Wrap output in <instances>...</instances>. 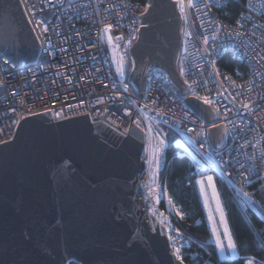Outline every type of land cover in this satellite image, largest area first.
<instances>
[{"label": "water", "instance_id": "1", "mask_svg": "<svg viewBox=\"0 0 264 264\" xmlns=\"http://www.w3.org/2000/svg\"><path fill=\"white\" fill-rule=\"evenodd\" d=\"M147 3L127 49V82L142 97L147 73L161 71L185 96L177 0ZM39 46L21 0H0L3 56L33 62ZM184 102L197 116L210 107L192 96ZM144 141L133 114L128 121L110 109L90 118L53 121L49 109L22 117L0 142V264H181L141 201Z\"/></svg>", "mask_w": 264, "mask_h": 264}, {"label": "built area", "instance_id": "2", "mask_svg": "<svg viewBox=\"0 0 264 264\" xmlns=\"http://www.w3.org/2000/svg\"><path fill=\"white\" fill-rule=\"evenodd\" d=\"M196 2L200 3V0H196ZM183 3L188 15L186 20L183 18L182 43L177 66L179 72L181 66L190 67L191 71L187 72L182 79L206 80V87L201 84L197 91L200 95H207L214 101H219L222 112L225 105L229 108L233 107L228 93L235 95L237 92H242L243 95L237 97V101L250 99L255 102V115H248L244 111H241L240 116H237L235 111L231 113V119L237 126L243 119L244 127L249 130L244 132L233 130L220 150L225 157L235 158L226 166L227 174L222 173L214 165L210 168L208 163L202 159L209 155L219 159L214 155L215 152L212 149H201L200 156H196L193 148L198 145H189L187 134L180 135L177 131V129L186 127L198 128L203 122L201 120H197L195 124L191 122L196 119L197 115L184 102L186 96H192L191 93L187 92L185 96H181L166 74L161 71L147 73L146 89L142 97H138L127 82L124 61L129 45L136 38L138 32L136 29L142 25L140 16L147 7V0H60V2L53 0L55 6L52 8L45 6L46 13L41 15L46 14L49 22L54 21L55 25L59 26L56 29L57 32L72 37L66 44L61 45L62 36H57L51 31L48 33L53 40V45L46 44L45 47L53 48L55 55H49L41 48V42L45 37L39 29L34 31L35 24L30 23L32 17L27 14L25 5L22 3L36 37L39 36L37 40L40 46L36 60L23 64L9 62L8 65H5L3 61L6 58L0 52V80L5 82L4 87H0V142L13 137L22 117L47 109L51 111L53 121L85 112H88L90 118L101 115L103 110L108 109L128 121L133 114V122L139 123L140 128L145 132L142 159L145 161L146 167L138 180L141 186V201L148 214H151L155 219H161L160 212L164 209L174 215L167 191L159 180V171L164 162L167 140L163 149L158 153L161 161L158 171L154 164L148 162L152 159L154 149L159 147L160 137H156L155 133L163 129L167 136L170 132L176 135L173 141L174 146L186 153L192 159L194 166L199 162V171L211 169L218 174L233 191L242 210L246 213L252 212L260 218L259 230L264 240V214H262L264 210L260 205V200L264 198V187H262L264 185V161L260 159L246 160V156H251L254 151L259 156L258 149L264 147V140L260 141L257 148L254 149L249 145L242 152L230 147L243 143L242 136H246L252 141V144H255L260 137H264V119H258V117H264V111H262L264 101L259 99L260 96H264V81L256 76L251 85V93L247 91V82L253 79L254 71L253 66L247 60L248 51L256 46L264 48V43L260 42V34L264 33V27H261L264 26V9L257 6L258 0H253L252 6L248 5L247 0H220L219 6L217 0H209L210 6L207 8L203 3H200V11L195 8L187 9L188 0H183ZM204 12H207L206 16L203 15ZM241 13L249 18L246 22L247 31L250 34L254 33V35L245 37L246 41H252L251 45L248 48L238 47V42L226 38L222 31L221 39L215 44H224V48L221 50L218 47H209L208 52L205 53L203 51L205 46L200 36L204 29L200 27L201 20H198L197 17H201L205 26L209 28L207 34L210 35L213 21L235 28V22L240 18ZM102 20L116 26L108 34L113 37L112 45L107 43V35L100 38V29L105 26L101 24ZM76 32L81 35L76 36ZM188 32H191L193 36L185 44ZM116 37H123V39L117 41ZM209 44H213L211 39ZM61 47H65L69 51L61 52ZM214 53H219V55H214ZM225 54L232 56L242 67L234 66L229 69L222 64L220 67L218 61ZM183 57H187V59H182ZM212 59L217 60L216 67L223 75L231 76L237 87H233L231 81L224 80L223 75L215 82L211 79L209 74L213 72V68L208 62ZM118 67L123 68L125 73L123 77L119 75ZM255 70L260 71L258 68ZM198 73L200 75H197ZM125 83L129 85L127 91L123 87ZM239 85H245V87L241 88ZM217 92L223 93V95H217ZM236 107H239L238 103ZM186 112L194 115H186ZM217 123H221V121L218 120ZM149 125L155 130L150 135L147 133ZM228 128L232 129L233 125L228 124ZM237 160L245 164V168L253 164L256 167L257 171L249 175V181L242 179L241 172L243 170L236 165ZM208 175L213 176L210 173L204 177L206 178ZM199 179L201 176H197L196 181ZM197 185L199 189V184ZM241 188L252 194L254 204L244 205L241 203V200L244 199L240 192ZM200 195L202 198L201 192ZM161 204L164 208H161ZM203 204L212 235V222L208 219L211 208H207L204 201ZM211 210L214 216L215 213L213 209ZM216 216H218L217 213ZM160 224L174 238L171 241L173 250L175 247L182 249L185 245V237L178 236L177 232L169 229L161 220ZM217 228L223 237V227L217 223ZM212 243L215 246L213 236ZM216 252L218 259L221 260L218 249ZM239 257L242 258V264H246L248 258H253L255 264H264V259L254 255L240 256L236 253V256L231 259ZM205 264L215 263L207 261Z\"/></svg>", "mask_w": 264, "mask_h": 264}, {"label": "snow or ice", "instance_id": "3", "mask_svg": "<svg viewBox=\"0 0 264 264\" xmlns=\"http://www.w3.org/2000/svg\"><path fill=\"white\" fill-rule=\"evenodd\" d=\"M22 3L25 5L26 12L29 16L32 17L30 20V23L35 24V29H39L41 34L45 37V39L41 42V48L44 52H46L49 55H55V52L53 48L45 47V45H53V40L51 36L48 35V33L51 31L57 36H62L63 38L60 40V44H66L68 40H70L72 37L70 35H64L62 32H57L56 29L57 25H55V22H49L47 19V15H41L42 13H46V7L52 8L55 5L53 4V0H21ZM60 2V0H58ZM177 3L179 5L180 13L182 18L185 20L187 19L188 12L186 11V7L183 3V0H177ZM200 3H203L204 6L207 8L209 7V0H200ZM200 3L196 2V0H188L187 3V9L195 8L197 11H200ZM247 3L249 6H252L253 0H247ZM218 6L220 5V0H217ZM257 6L264 9V0H258ZM149 11V8L146 7L144 10V13H141V15H144ZM203 15H207V12H204ZM198 20H201L200 27L204 29V32L200 34L202 38V43L205 46L203 48V51L205 53L208 52L209 47H218L221 50L224 48V44L216 45L215 42L221 39V32L223 31L226 38L233 42H238V47H245L248 48L249 45H251V40H245V37L249 35H254V33L250 34L247 31L246 22L249 19L247 16H244L243 13H241V16L239 19L236 20L235 24L236 27H228L225 26L223 23H216L212 22V30L210 35L209 28L205 26L203 20L201 17H197ZM101 24H104L100 29V38L102 39L104 36L107 35V43L109 45L113 44V37L111 35H108L115 25L107 24L106 21H101ZM264 27V26H261ZM136 31H139V29H136ZM76 36H80L81 34L79 32L75 33ZM193 34L191 32L186 33V40L185 44H187L188 40L192 38ZM39 39V36L37 37ZM117 41L120 39H123V37H116ZM213 42L212 45L209 44V40ZM92 43V41H89ZM260 42L264 43V33L260 34ZM95 46V45H93ZM118 46V45H117ZM82 48V46H79ZM186 50V49H185ZM61 52L67 53L69 49L65 47L60 48ZM214 55H219V53H214ZM182 59H187V57H183ZM247 60L248 63L253 66L254 71L252 73L253 79L249 80L247 82L248 87L247 91L251 93L252 88L251 85L254 83L255 77L259 76L260 80L264 81V48H261L259 46L252 47L250 51H248L247 54ZM5 65H8L9 60L3 61ZM209 65L212 66L213 72L210 73L211 79L215 82L217 78L221 77L223 74L219 71V69L216 67L217 60L212 59L209 62ZM132 68H135V63L132 62ZM202 67V66H201ZM258 68L260 71H256L255 69ZM117 71L121 77L125 75L124 70L122 67H118ZM191 68L186 66L180 67V76L185 77L187 72H190ZM197 75H200L199 73ZM224 80H228L232 82L233 87H237L234 81H232L231 76L223 75ZM5 82L0 80V87H4ZM183 84L186 86V91L188 93H191L192 97H194L197 101L202 102L203 105L210 106L209 109L202 114L201 116H197L196 119L192 120V123H196L197 120L203 121L200 123L198 128L193 127H186L183 129H177L180 135L187 134V143L189 145H198V147L193 148V152L196 156H200V150L201 149H214L215 156H218L219 159H215L212 155H209L207 157H203L207 163L208 166L211 168L213 165L216 168H219L222 173H226V166L229 164L230 161L234 160L235 158L232 156H227L223 154L222 151H220L224 147V140L227 139L231 132L233 130H236L237 132H244L249 129H246L244 127V120L241 119V124L237 126L235 122L231 119V113L235 111L237 116H240L241 111H244L248 115H255L256 114V108L254 107L255 102L252 100H240L237 101V97L242 96V92H237L235 95H232L231 93H228V96L231 98L233 102V107L229 108L227 105L224 106L223 112L221 111L219 101H214L207 95H200L197 91V88L203 84L206 87L207 81H200L195 78L191 79V81L188 78H185L183 80ZM124 90L127 91L129 85L124 84L123 85ZM239 87L244 88L245 85H239ZM217 95H223V93L217 92ZM181 95H184V93H181ZM259 99L261 101H264V96H260ZM239 104V107L237 108L236 105ZM264 111V109H262ZM186 115H194L191 113H185ZM258 119H264V117H258ZM221 121V123H217V121ZM167 123V121H165ZM228 124H232L233 128H228ZM137 128H140V124H136ZM213 129H216V133H213ZM155 130L151 127V125L147 128V133L150 135ZM156 137H160L159 139V147L155 148L153 151L152 159L148 162L150 164L155 165V169L158 171L160 167V157L158 153L163 149L166 140H167V134L163 132V129H160V131L155 133ZM235 139V137H233ZM241 140L243 143L237 144L234 147V150H237L238 152H242L245 147L251 145L254 149L257 148V145L260 144L261 140H264V137H260L256 140L255 144H252V141H250L246 136H242ZM259 156H257V152L254 151L251 156H246L247 161H255L256 159H260L261 161H264V147H261L258 149ZM147 159V158H146ZM236 165L240 167L243 171L241 172L242 179L244 181H249V175L252 173H255L257 171L256 167L253 165L248 166L245 168V164L240 163V161H236ZM197 171L199 172V162L195 165ZM197 184L200 185V191L202 194L205 195V206H208V196L205 192L206 185L208 187H211L212 189V199L216 203L215 211L219 214L220 220L219 224L223 227V237L221 236V233L218 231L217 223L213 217L212 210L209 209V216L208 219L212 222V236L215 240V247L219 251V257L221 260H227L231 259L236 256L237 253V244L233 238V234L229 229L227 220L225 219V213L223 206L221 204L219 194L216 190V186L214 183L213 176L208 175L206 178L201 174V179L196 181ZM264 187V185H262ZM240 192L242 193V197L244 198L241 200V203L244 205L254 204L255 202L252 199V194L244 191L243 188L240 189ZM169 203H171V200H169ZM264 214V213H262ZM176 215L179 216L181 219H183V214L177 210ZM177 235H180L179 229L176 230ZM170 241H172L174 238L170 235L168 237ZM174 254L177 260L183 264V258L181 256V248L175 247ZM246 264H255V261L253 258H248L246 261Z\"/></svg>", "mask_w": 264, "mask_h": 264}, {"label": "trees", "instance_id": "4", "mask_svg": "<svg viewBox=\"0 0 264 264\" xmlns=\"http://www.w3.org/2000/svg\"><path fill=\"white\" fill-rule=\"evenodd\" d=\"M225 67H242L230 55H223L218 61ZM129 68V66H128ZM128 71V69H126ZM176 135L170 132L167 136V145L164 152V162L159 171V180L167 191L174 215L166 214L165 225L185 237L182 247V258L185 264H242V258L219 260L216 248L212 243L207 213L204 207L198 185L197 176L212 174L216 190L223 206L226 220L233 238L237 244V253L240 256L254 255L264 259V240L259 230L260 218L252 212L246 213L240 207L233 191L227 183L211 169L196 171L192 159L173 144ZM264 210V198L260 200ZM161 208L163 204H161ZM164 210V209H163ZM179 210L183 219L176 215Z\"/></svg>", "mask_w": 264, "mask_h": 264}, {"label": "bare ground", "instance_id": "5", "mask_svg": "<svg viewBox=\"0 0 264 264\" xmlns=\"http://www.w3.org/2000/svg\"><path fill=\"white\" fill-rule=\"evenodd\" d=\"M199 189H200V185H199ZM200 192H201V191H200ZM205 192H206V194H207V196H208V206H207V207H208V208H211V209H213V210L215 211L216 203H215V201L212 199V189H211V187H208V186L206 185V187H205ZM202 195H203V197H204V199H205V195H204V194H202ZM217 214H218V213H217ZM213 217H214L216 223H218V221L220 220L219 214H218V216L214 215Z\"/></svg>", "mask_w": 264, "mask_h": 264}, {"label": "rangeland", "instance_id": "6", "mask_svg": "<svg viewBox=\"0 0 264 264\" xmlns=\"http://www.w3.org/2000/svg\"><path fill=\"white\" fill-rule=\"evenodd\" d=\"M128 66H129V60H128V57H126L125 58V61H124V67H125V69H128ZM202 199H203V201H204V203H205V199H204V197L202 196ZM208 208V207H207ZM214 211V210H213ZM166 211L165 210H163V211H161L160 212V216H161V219L160 218H156V220L157 221H159V223H160V220H161V222L162 223H165V221H166ZM168 213V212H167ZM214 213H215V215H216V212L214 211ZM225 213V212H224ZM225 219H226V216H225ZM218 224H219V221H218Z\"/></svg>", "mask_w": 264, "mask_h": 264}]
</instances>
